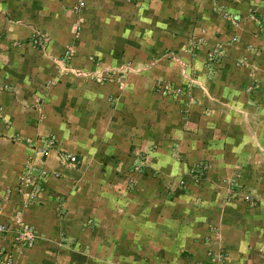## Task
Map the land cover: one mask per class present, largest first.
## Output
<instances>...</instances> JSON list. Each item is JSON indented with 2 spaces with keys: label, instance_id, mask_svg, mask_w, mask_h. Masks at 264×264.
Returning a JSON list of instances; mask_svg holds the SVG:
<instances>
[{
  "label": "crops",
  "instance_id": "1",
  "mask_svg": "<svg viewBox=\"0 0 264 264\" xmlns=\"http://www.w3.org/2000/svg\"><path fill=\"white\" fill-rule=\"evenodd\" d=\"M16 214L37 239L0 233L12 264H264V0H0Z\"/></svg>",
  "mask_w": 264,
  "mask_h": 264
},
{
  "label": "built area",
  "instance_id": "2",
  "mask_svg": "<svg viewBox=\"0 0 264 264\" xmlns=\"http://www.w3.org/2000/svg\"><path fill=\"white\" fill-rule=\"evenodd\" d=\"M121 1L132 4L137 3L139 0ZM33 42L36 43L35 41ZM207 57L211 58V54H209ZM98 80H100V77H98ZM38 154L41 160V158L44 156V152L41 151ZM40 164V162L36 163L34 159H27L23 170L18 177V182L13 192L18 198L21 199L23 207H27L30 202L35 199V196L41 186L39 181H42V179L47 174ZM9 230L12 233L11 235L13 244L20 248L30 247L37 239V235L33 229L29 225L22 222L19 214H16L11 218L8 226L0 225V233H5ZM0 264H12L10 257H4V255L0 254Z\"/></svg>",
  "mask_w": 264,
  "mask_h": 264
},
{
  "label": "rangeland",
  "instance_id": "3",
  "mask_svg": "<svg viewBox=\"0 0 264 264\" xmlns=\"http://www.w3.org/2000/svg\"><path fill=\"white\" fill-rule=\"evenodd\" d=\"M179 183L181 184V182H180V181H179ZM180 184H179V185H180Z\"/></svg>",
  "mask_w": 264,
  "mask_h": 264
}]
</instances>
